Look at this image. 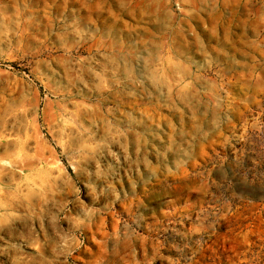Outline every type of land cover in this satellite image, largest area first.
<instances>
[{"label":"clouds","instance_id":"obj_1","mask_svg":"<svg viewBox=\"0 0 264 264\" xmlns=\"http://www.w3.org/2000/svg\"><path fill=\"white\" fill-rule=\"evenodd\" d=\"M55 3L0 0V264H193L226 226L261 264L264 207L234 209L264 204V0Z\"/></svg>","mask_w":264,"mask_h":264},{"label":"rangeland","instance_id":"obj_2","mask_svg":"<svg viewBox=\"0 0 264 264\" xmlns=\"http://www.w3.org/2000/svg\"><path fill=\"white\" fill-rule=\"evenodd\" d=\"M12 0H9L11 3ZM97 8L96 0H56L55 5L53 6V15L64 14L69 17V19H73L76 17H82L87 19L89 16L93 20H103L105 19L104 14H101L95 9ZM207 22L208 29H211V18H205ZM219 24L222 25V18H218ZM129 22L127 18L124 21H113L111 18H107V23L113 24L115 23L122 31L127 33V28L125 27V23ZM197 31L200 35L205 39L206 44H210L215 47L218 51H223L220 49V39H227V35L223 30H221V36H217L214 32H210L204 29V25H199L197 27ZM196 37L193 36V40ZM225 150L219 144V142L213 141L207 145L202 147L199 158L194 162L193 167L201 166L203 167L207 162H209L212 158L216 156L217 153H223ZM233 154H235V149H233ZM215 165H212L214 167ZM189 172L192 171V168L188 169ZM177 180L183 179L182 177H177ZM178 188H183L187 186L177 185ZM197 194V189L192 187L188 190V193L185 195V199L194 198ZM87 199V196H85ZM144 196L141 195V200H144ZM123 207V206H121ZM264 207L262 203H240L236 205L234 211H239V215H234V220L239 221H251L254 216L259 215L258 210ZM264 223L262 220L257 221V229L258 231L264 233V228H260V224ZM232 229L230 227H225L222 229L219 235L213 234L210 238L207 239L206 244L203 249L193 254V264H234L232 257L238 255V251L236 248V244L231 237ZM257 237H253V240H256ZM260 241H264V235L259 237ZM150 247V246H149ZM260 248H264V243H260L257 245V252H259ZM93 249L89 246L84 249V254L76 257L78 264H91L90 257L92 255ZM167 254V250L165 252ZM261 264H264V256L260 257ZM159 264V262H158Z\"/></svg>","mask_w":264,"mask_h":264}]
</instances>
